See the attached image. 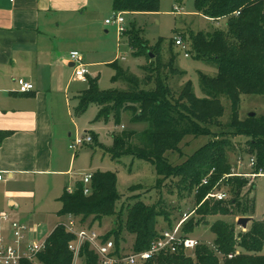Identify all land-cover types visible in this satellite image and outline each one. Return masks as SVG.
<instances>
[{
    "label": "trees",
    "instance_id": "16d2710c",
    "mask_svg": "<svg viewBox=\"0 0 264 264\" xmlns=\"http://www.w3.org/2000/svg\"><path fill=\"white\" fill-rule=\"evenodd\" d=\"M160 2L114 0L113 9L124 13L157 12ZM195 6L205 18L226 22L212 31L190 34L189 55L217 66L214 76L199 73L204 97L196 95L192 81L178 67L172 44L163 55L159 45H151L140 33L129 29L128 39L135 54L147 59L141 67L142 75L114 62V79L124 83L125 88L108 90L101 89L98 79L89 76V87L81 96L78 111L84 112L95 103L100 107L98 120L114 118L119 125L125 115H130L133 122L147 123L144 131L114 133L113 145L106 151L110 159L132 157L149 162L158 175V187L167 186L170 180L169 190L174 186L179 193H196L197 204L182 225V234L191 236L204 222L215 235L211 247L201 242L191 254L180 248L156 254L144 264H264V219L252 218L250 227L239 233L234 223L223 218L209 221V217L219 214L252 215L256 209V200L248 197L256 186L246 177L228 175L233 169L231 155L237 152V135L248 138L247 153L257 160L253 172L264 170V115L239 118L242 95H264V0H195ZM223 99L230 104L227 126L233 130H215L223 126ZM92 136L97 143L96 136ZM188 136H208L209 140L184 161L173 163L170 153H180L181 142ZM84 188L82 181L72 192L65 188L59 215L80 218L81 224L89 219L96 222L111 218L115 227L101 240H113L116 257L148 250L165 230L158 228L159 218L170 219L166 201L148 203L141 194L134 193L139 186L132 188L134 194L129 199L133 203H120L118 177L113 171L93 173L90 193L85 194ZM215 188L226 190L228 198H206ZM171 223L169 227L174 228ZM129 235L134 237L132 248L126 247ZM74 240L75 234L65 224H58L47 239V248L38 255V264H72L74 252L69 245ZM78 258L80 264H102L87 242ZM21 264L36 263L24 260Z\"/></svg>",
    "mask_w": 264,
    "mask_h": 264
},
{
    "label": "crops",
    "instance_id": "0c3cea01",
    "mask_svg": "<svg viewBox=\"0 0 264 264\" xmlns=\"http://www.w3.org/2000/svg\"><path fill=\"white\" fill-rule=\"evenodd\" d=\"M113 1L0 0V171L5 177L0 181V234L7 240L12 238V231L2 220L4 213L27 224L33 238L45 234L44 219H37L34 212L25 221L20 220L25 217L24 198L33 195L29 190L40 178L69 175L65 169L68 153L73 157L80 150L74 152L69 145L82 135L73 114H84L78 107L85 90L76 89L87 83L75 75L69 53L79 50L89 71L96 65L89 56L101 51L97 35L108 26L106 20L114 13ZM90 77L98 78L91 73ZM20 80L32 83L34 88L22 92ZM95 105L99 112L100 107ZM70 123L77 130L75 136L67 132L72 130ZM88 126L82 128L85 133L96 136ZM95 144L109 149L99 140ZM82 177L65 185L64 190L74 188ZM56 215L58 221L52 231L73 217L59 212Z\"/></svg>",
    "mask_w": 264,
    "mask_h": 264
},
{
    "label": "rangeland",
    "instance_id": "374dc122",
    "mask_svg": "<svg viewBox=\"0 0 264 264\" xmlns=\"http://www.w3.org/2000/svg\"><path fill=\"white\" fill-rule=\"evenodd\" d=\"M175 7L179 9V12H175ZM126 28L123 33V37L120 36L116 25H108L106 29H103L101 33H98L97 45L101 48L100 53L90 55L89 59L92 62H96V65L91 67V75L98 77L99 87L103 90L112 88L124 89V83L115 81V69L113 63L116 62L119 66L129 69L133 73L141 76V67L147 61L145 56H138L130 44L128 39L129 29L134 30L136 33H140L141 36L151 43L153 46L159 45L163 55L168 53L170 44H172L175 53H177L176 63L180 69L186 72V77L192 81L194 91L197 96L204 97V92L200 85L199 73H205L211 76L217 74V66L215 64L208 63L203 60L196 59L192 53L190 57H185V51L174 44L175 37L180 35L183 40L189 44L190 53V34L192 32L199 31H212L214 27H223L225 21L222 20L217 23L214 20H209L203 15H200L195 6V0H161L160 8L157 12H140V13H125L124 14ZM109 17V16H108ZM89 87V82L80 84L76 91L86 90ZM223 105L225 108L222 123L223 126L216 128L215 130H233L228 124L230 123L231 108L226 99H223ZM75 102L72 101V106ZM75 107V106H74ZM251 112H255V116L264 115V95H242L239 107V118L246 120ZM98 109L95 104L89 105L84 111V114L76 113L74 111V120L81 130L79 134H84L85 130L82 128L89 124L99 142L107 148L112 147V135L117 132L123 131H144L148 128V124L145 122H133L130 115L125 116L120 125H116L113 118L109 120H98ZM72 127L73 136L77 133L74 129V125L68 124ZM122 125L125 127L122 128ZM74 129V130H73ZM209 140L208 136H199L197 138L188 136L181 142V150L179 152L170 153V161L182 162L189 155H192L197 149L206 144ZM248 138L245 136H235L234 141L237 143V152L231 155L232 172L248 174L252 170L249 166V158L251 154L247 153ZM72 153H68V160L66 170L69 171V175L58 177L51 175L50 177H42L36 185L30 189L33 195L26 196L24 198L26 202L25 214L21 221H25L28 214L34 212L37 219H44L43 231L45 234L41 239L47 238L56 222L58 221L57 212H60L62 205L58 198L62 194L65 185H72L73 180L83 176L84 174H93L97 171H113L118 177V190L121 196V202L133 203L131 196L132 188L139 186L138 190L134 193L141 194V198L151 204H159L160 199L166 201V210L170 212V219L163 217L159 218L158 228L169 229L170 222L172 226H176L177 222L181 220L183 213L192 211L197 204L196 193L194 192H182L179 193L173 186L170 190V180L166 183L167 186L158 187V175L156 173L153 164L140 160L133 159L132 157H124L120 161H111L108 153L96 145L94 142L82 146L77 154L71 157ZM242 158V164L238 163ZM246 177L249 179L250 184H254L256 187L250 191V198L256 200V209L252 215H216L209 217L210 223L218 218H223L230 223H234L236 227V233L247 230L251 221L247 224L246 228L237 225V220L240 217H254L255 219L264 218V176L249 177L244 175H237ZM165 183V184H166ZM248 188V187H247ZM133 193V194H134ZM160 200V201H159ZM119 203V205H120ZM213 203V201H211ZM19 219V218H18ZM76 225L75 230H94L100 237H107L110 231L115 227L111 218L103 219L102 221L92 222V220L86 221L81 224L80 218H73ZM66 220V219H65ZM191 237L199 239L201 242L211 247L215 235L210 229V225L203 223L196 226ZM134 244V237L132 235L127 236L126 247L132 248ZM191 254V252H188ZM80 260H77L79 263ZM137 264H144L138 262Z\"/></svg>",
    "mask_w": 264,
    "mask_h": 264
},
{
    "label": "built area",
    "instance_id": "2783aa9c",
    "mask_svg": "<svg viewBox=\"0 0 264 264\" xmlns=\"http://www.w3.org/2000/svg\"><path fill=\"white\" fill-rule=\"evenodd\" d=\"M175 12H179V9L175 7ZM124 12H115L113 15L106 20L108 25H116L120 36L125 32L126 28ZM238 14V13H237ZM209 20H214L207 18ZM220 20H217L219 24ZM176 46L180 47L185 51L184 56L189 57V45L183 40L180 35L175 37ZM69 59L75 65V75L77 78L84 82L88 81L90 76V71L88 64L83 60V54L79 50H73L69 53ZM20 90L22 92L31 91L34 85L30 82L20 80ZM93 136L90 133H84L82 135H77L69 145V149L72 151H77L82 146L93 143ZM242 158L239 159L238 163L242 164ZM257 164L255 156H250L249 166L254 170ZM234 175H244L249 177L264 176V170L260 169L258 172L251 171L248 174H241L232 172L228 176ZM4 174L0 171V181L4 180ZM92 180V174H84L81 181L85 184L84 193L89 194L90 183ZM207 179L203 180V183H207ZM69 192L73 191L72 187L68 188ZM206 198H214L216 200H224L228 198V193L224 189H214L210 192ZM192 212H185L182 218L174 228H169L163 230L159 239L153 242L148 250L128 254L122 257H116L113 255L114 242L109 240L107 242H102L101 237L94 230H75V221L73 217L70 218L69 222L66 224V228L69 232L75 234L76 240L70 243L69 249L74 252V261L72 264L77 263L79 260V252L84 243H89L93 249L99 254L102 264H137L138 262H145L146 260L152 258L156 254L162 252H176L178 249L182 248L187 253L192 252L201 243L199 239L193 238L191 236H183L182 225L191 216ZM2 220L9 223L10 229L12 231V238L7 240V238L0 234V264H21L24 260L32 261L38 264V255L45 251L47 248V238H33L31 235L30 227L14 219L10 213H4L2 215ZM233 255H229L232 257Z\"/></svg>",
    "mask_w": 264,
    "mask_h": 264
},
{
    "label": "water",
    "instance_id": "95a60500",
    "mask_svg": "<svg viewBox=\"0 0 264 264\" xmlns=\"http://www.w3.org/2000/svg\"><path fill=\"white\" fill-rule=\"evenodd\" d=\"M153 57V54H150ZM255 112H251L250 116H254ZM252 220V217H240L237 220V225L246 228L247 224Z\"/></svg>",
    "mask_w": 264,
    "mask_h": 264
}]
</instances>
